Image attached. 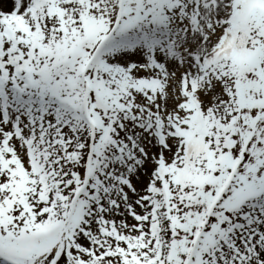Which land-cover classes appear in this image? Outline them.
<instances>
[{"label": "snow or ice", "instance_id": "obj_1", "mask_svg": "<svg viewBox=\"0 0 264 264\" xmlns=\"http://www.w3.org/2000/svg\"><path fill=\"white\" fill-rule=\"evenodd\" d=\"M0 264H264V0H0Z\"/></svg>", "mask_w": 264, "mask_h": 264}]
</instances>
